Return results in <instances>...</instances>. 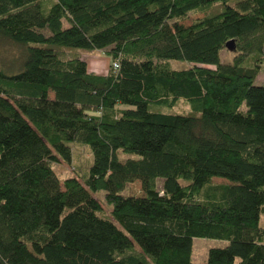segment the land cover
<instances>
[{
  "label": "trees",
  "instance_id": "16d2710c",
  "mask_svg": "<svg viewBox=\"0 0 264 264\" xmlns=\"http://www.w3.org/2000/svg\"><path fill=\"white\" fill-rule=\"evenodd\" d=\"M0 36L25 46L0 70V264H264V0H0ZM74 143L91 161L61 180ZM194 236L227 244L195 262Z\"/></svg>",
  "mask_w": 264,
  "mask_h": 264
},
{
  "label": "rangeland",
  "instance_id": "374dc122",
  "mask_svg": "<svg viewBox=\"0 0 264 264\" xmlns=\"http://www.w3.org/2000/svg\"><path fill=\"white\" fill-rule=\"evenodd\" d=\"M223 7L219 4L214 5L207 14L213 15L219 11H221ZM204 15V13L191 12L188 17L183 21L184 24L191 23L194 19L200 18ZM25 46L15 43L7 38L0 36V70L5 71L6 73H13L20 69L22 60L25 55ZM64 54L66 57H71L74 55H79L84 59L96 60V64H100L101 70L103 69V65L109 58L101 51L97 49L87 50L80 48H64ZM234 55L233 51L228 50L227 48H223L220 51V59L223 63H229L232 60ZM106 60V61H105ZM170 66L172 68H184L188 66V62L184 60H170ZM108 67L107 63L105 65L104 70ZM257 83H264V69L259 71V74L256 79ZM244 106V105H243ZM245 107V106H244ZM163 111L175 112V113H189L190 107L185 100H178L177 103L171 108H163ZM73 158L70 163H65L60 161L59 164H52L53 169L58 174L59 178L63 180L65 177L74 176L78 174L85 173L90 160V151L89 146L81 145L74 143L73 146ZM118 157L120 160L124 161L128 158H138V155L132 153H125L119 151ZM226 179L213 178L212 184H220L225 183ZM181 182L187 183V180H181ZM161 180L158 181V186H161ZM141 191V186L138 181L133 182L129 187L125 188L123 193H139ZM94 195L97 197L101 204V213L105 215H109L111 206L104 199V190L100 189L94 192ZM260 225L264 226V213L260 215ZM227 244L226 239L221 238H212V237H199L194 236L192 239V259L195 262H204L207 258V251L209 247L213 246H224Z\"/></svg>",
  "mask_w": 264,
  "mask_h": 264
},
{
  "label": "crops",
  "instance_id": "0c3cea01",
  "mask_svg": "<svg viewBox=\"0 0 264 264\" xmlns=\"http://www.w3.org/2000/svg\"><path fill=\"white\" fill-rule=\"evenodd\" d=\"M95 61L96 60L89 61L88 59H86L88 70L90 72H94V73H97V74H105L107 69H108V67L105 70H104V68H105L106 63H107V65L109 64V60L108 61L105 60L106 62L104 63L105 65H103V69L102 70H101L100 64H96Z\"/></svg>",
  "mask_w": 264,
  "mask_h": 264
},
{
  "label": "water",
  "instance_id": "95a60500",
  "mask_svg": "<svg viewBox=\"0 0 264 264\" xmlns=\"http://www.w3.org/2000/svg\"><path fill=\"white\" fill-rule=\"evenodd\" d=\"M225 47L230 50V51H233L235 49V46H234V41L231 39V40H228L226 43H225Z\"/></svg>",
  "mask_w": 264,
  "mask_h": 264
},
{
  "label": "built area",
  "instance_id": "2783aa9c",
  "mask_svg": "<svg viewBox=\"0 0 264 264\" xmlns=\"http://www.w3.org/2000/svg\"><path fill=\"white\" fill-rule=\"evenodd\" d=\"M113 65H114V67H118V65H117V63H116V62H115Z\"/></svg>",
  "mask_w": 264,
  "mask_h": 264
}]
</instances>
